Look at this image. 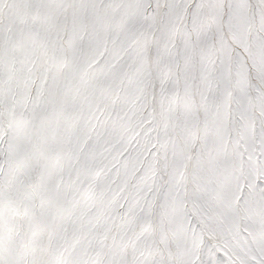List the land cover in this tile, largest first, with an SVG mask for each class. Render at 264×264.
I'll use <instances>...</instances> for the list:
<instances>
[{"label":"snow or ice","instance_id":"snow-or-ice-1","mask_svg":"<svg viewBox=\"0 0 264 264\" xmlns=\"http://www.w3.org/2000/svg\"><path fill=\"white\" fill-rule=\"evenodd\" d=\"M0 264H264V0H0Z\"/></svg>","mask_w":264,"mask_h":264}]
</instances>
